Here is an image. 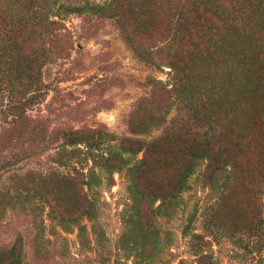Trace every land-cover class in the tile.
Instances as JSON below:
<instances>
[{"label": "rangeland", "instance_id": "obj_1", "mask_svg": "<svg viewBox=\"0 0 264 264\" xmlns=\"http://www.w3.org/2000/svg\"><path fill=\"white\" fill-rule=\"evenodd\" d=\"M108 1L102 13L84 15L63 10L57 0L53 5L56 14L51 17L57 24L33 37L22 4L0 0V28L22 43L28 55H39L35 69L40 77L32 85L34 92L24 90L22 79L15 86L19 92L9 95L15 103H23L15 112L23 110L25 125L13 126L8 122L9 112H0V160L24 147L32 120L37 132L40 128L46 131L39 138L49 133L58 137L61 129L96 128L110 133L113 139L104 137L96 154L98 150L105 154L104 146L116 145L121 137L151 141L179 112L182 83L176 77L194 67L206 85L219 86L222 81L237 87L233 105L241 110L234 119L228 121V105L225 111L215 112L208 105L200 110L206 119L218 117L216 125L209 121L215 133L222 131L224 139L231 137V154L221 139L230 160L224 166L231 171L228 184L220 189L222 179H207V159L202 158L173 214L139 211L137 234H146V228L157 234L149 239L151 243L155 240L154 247L148 246L140 259L119 247L130 212L124 171L106 174L96 157L86 156L76 165L100 170V185L87 189L80 182L56 176L52 183L38 184L44 196L34 197L24 210L1 204L0 248L19 236L26 264H198L200 253L207 256L202 264H264V126L258 122L264 120V69L259 67L264 51V0ZM183 49L192 52L185 56L187 61L179 60ZM171 65L180 69L174 71ZM241 91L248 92L245 101ZM29 94L33 96L23 101ZM166 101L169 105L161 125L139 133L131 129L129 117L140 103L153 111L154 104ZM16 138L21 139L18 147L13 146ZM52 147L37 149L34 156L0 170V192L7 196L24 193L26 184L23 180L13 183L14 174L28 170L74 174L55 162ZM142 150L131 160L140 158ZM160 164L164 165L160 172L154 171ZM172 173L167 159H151L141 183L164 192L174 182ZM110 176L111 185L104 187ZM83 192L94 199V219L80 216L77 223L64 225L50 217L48 204L53 202L76 215ZM31 206L35 211H30ZM190 212L194 215L189 231L201 237V241L194 240L197 249L190 247V239L182 233ZM205 215L208 227L203 225ZM78 225H83L82 234Z\"/></svg>", "mask_w": 264, "mask_h": 264}, {"label": "trees", "instance_id": "obj_2", "mask_svg": "<svg viewBox=\"0 0 264 264\" xmlns=\"http://www.w3.org/2000/svg\"><path fill=\"white\" fill-rule=\"evenodd\" d=\"M56 1L15 0L17 4H22V7L28 13L27 19L30 21L29 32L33 37L39 36L41 30L47 31L46 28L49 25L57 24V21L51 18L53 14H56L53 9ZM58 1L59 6L63 10L78 12L84 15L100 14L103 8L109 6L108 0H102L101 2L73 0V3H70L69 0L66 2ZM24 48L22 43L12 38L5 29L2 30L0 28V97L2 98L0 112H9L10 117L8 122L13 126L18 124L25 125V119L27 117L23 115V110L20 113L15 112L17 109H20L23 103H15L9 98V95L15 96V92H19L15 86L22 79L26 81L23 82V88L24 90L28 89V92H34L35 88L32 89V85L40 82L39 72L35 69L37 66L35 59L39 55L37 53H33L32 56L28 55ZM186 49L189 50L190 48ZM187 50H182L179 60L184 59L187 61L188 58L185 56H188L189 53L192 56V52H186ZM259 60V67L264 69V51L260 55ZM171 66L174 68V71L180 69L178 66ZM193 68L189 72L179 74L176 77L178 83H182V89L178 91L181 95L179 97L180 99H178L179 112L171 119V123L163 130V133L151 141L146 142L144 140H133L127 137H121L116 145L109 144L104 146L105 154L99 150L96 154L94 150L101 147L100 143H102L104 137H108L109 140L113 139L110 133H102V131L96 128L61 129L58 131V137L53 134L50 135L49 133V136L39 138V134L46 133L45 129L40 128L37 132V123H34L33 120L30 121L32 125L30 127L31 131L29 132L28 141L23 148L11 153L8 157L3 156L0 160V170L9 168L17 161L34 156L37 149L41 151L53 144L52 155L55 158V162L63 166H68L74 174L61 175L54 171L42 173L33 170H28L23 175L14 174L15 178L13 183L23 180L26 184V190L24 193H17L14 196H7L5 193L0 192V205H10L11 207L24 210L25 205L33 202L32 199L34 197L38 195L39 197L44 196L43 192L38 191V184H42L43 182L52 183L56 180V176L66 178L72 183L77 184L80 182L87 189L97 187L100 185V170L96 172L91 166L82 168L76 165L81 160H85L86 156H90L92 160L96 157L99 160L97 165L105 169L104 173L107 174V172L110 173L113 170L124 171L126 178L125 188L130 200L128 207L130 212L125 218L126 230L119 236V247L122 250L133 252L134 256L142 259L144 250L148 246L150 248L154 247L155 240L151 243L149 241L150 237L156 238L157 234H152L149 231L150 228H146V234H137L139 228L135 224L139 211L145 209L150 215L173 214L179 204L180 194L189 188V177L194 173L202 158L207 159L208 165L207 171L205 172L206 177L208 173L207 179L213 177L215 180L222 179L219 186L220 189L228 184L230 178L231 171L224 167L226 164H229L228 161L230 160H227L224 154L225 146L221 144V139H224L222 131H219L221 133L220 135L215 133V128L213 129L209 122L211 121L216 125L218 123V117L215 116L213 119H206L200 113V110L202 106L208 105L215 112L225 111L228 105L229 107L226 112L231 116L228 121L231 118L234 119L238 110H241L237 107V104L236 106L233 105L234 90L237 87H234L232 83L230 87V82L225 85L222 81L221 83L219 82V86L212 82L210 85H206L201 79L200 72L195 71ZM158 82L156 81V83ZM247 84H243L242 87L247 88ZM241 92L243 95L242 101H245L246 96L248 97V92ZM32 96L33 94H29L23 101H28ZM168 101L160 105L154 104L153 111L147 109L145 102L140 103L129 117L128 124L132 127L131 129L139 133L147 131L151 125H161L164 121V114L168 109ZM236 110L237 112L234 113ZM205 121L208 124H205ZM258 122L264 126V120L263 122L261 120ZM221 123H219V126H221ZM224 141L226 142V147H228L227 153L231 154V137L224 139ZM14 142V147L21 145L20 138H16ZM140 149H143L141 157L131 160L134 154ZM261 149L264 150L263 142L261 143ZM157 158L167 159V164L172 166L173 169L172 176L174 182L164 192H157L153 188L147 189L141 183L142 174L145 172L149 161L151 159L156 160ZM231 165L234 169V162ZM163 166L160 164V167L154 169V171L160 172ZM111 182L112 179L110 176L103 186H109ZM95 193L97 194V190H95ZM83 194V204L76 215L70 214L69 211L53 202L48 204L50 217L57 219L58 222L64 225L67 223H77L80 216L94 219L96 215L94 199L86 198L84 192ZM30 211H35L32 206L30 207ZM193 215V212L186 215L182 233L190 239V247L197 249L199 246L194 240L201 241V237L189 231ZM207 224L208 218L205 215V224L203 220L204 227H208ZM77 228L80 233L84 230L83 225H78ZM20 245L21 238L18 236L11 245L0 248V264H26L23 261ZM206 257V255L200 253L197 257L198 264H202L201 260ZM3 259H7V262L1 263Z\"/></svg>", "mask_w": 264, "mask_h": 264}]
</instances>
